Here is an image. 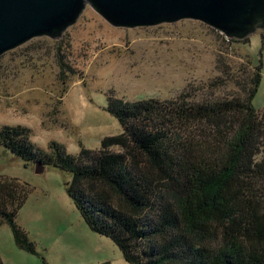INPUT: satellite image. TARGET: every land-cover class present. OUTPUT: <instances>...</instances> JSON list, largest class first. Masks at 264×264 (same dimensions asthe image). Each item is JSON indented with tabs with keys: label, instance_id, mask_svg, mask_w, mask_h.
Wrapping results in <instances>:
<instances>
[{
	"label": "trees",
	"instance_id": "1",
	"mask_svg": "<svg viewBox=\"0 0 264 264\" xmlns=\"http://www.w3.org/2000/svg\"><path fill=\"white\" fill-rule=\"evenodd\" d=\"M243 62L238 78L219 76L175 99L109 96L123 130L96 150L73 155L57 141L45 150L21 125H2L0 146L70 173L79 214L129 264H264V110L253 105L261 63ZM27 192L0 178V222L35 252L15 220Z\"/></svg>",
	"mask_w": 264,
	"mask_h": 264
},
{
	"label": "rangeland",
	"instance_id": "2",
	"mask_svg": "<svg viewBox=\"0 0 264 264\" xmlns=\"http://www.w3.org/2000/svg\"><path fill=\"white\" fill-rule=\"evenodd\" d=\"M224 38L192 19L114 27L87 4L60 38L34 37L0 55V127L29 128L30 140L45 150L51 141L73 155L96 150L103 137L123 130L108 110L109 96L175 99L219 76L238 78L246 56L261 63L253 105L264 110V33L240 42ZM34 167L0 146V178L28 190L15 220L35 246V252L20 248L10 225L0 222L2 263L129 264L79 214L66 188L70 173L52 165L36 173Z\"/></svg>",
	"mask_w": 264,
	"mask_h": 264
},
{
	"label": "water",
	"instance_id": "3",
	"mask_svg": "<svg viewBox=\"0 0 264 264\" xmlns=\"http://www.w3.org/2000/svg\"><path fill=\"white\" fill-rule=\"evenodd\" d=\"M87 4L114 27L192 19L226 38L264 33V0H0V55L34 37L60 38ZM45 166L37 161L35 172Z\"/></svg>",
	"mask_w": 264,
	"mask_h": 264
}]
</instances>
